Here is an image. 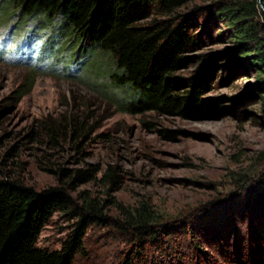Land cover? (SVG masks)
I'll use <instances>...</instances> for the list:
<instances>
[{
  "label": "rangeland",
  "instance_id": "obj_1",
  "mask_svg": "<svg viewBox=\"0 0 264 264\" xmlns=\"http://www.w3.org/2000/svg\"><path fill=\"white\" fill-rule=\"evenodd\" d=\"M51 25L7 17L0 0V178L42 191L60 184L46 169L99 168L96 180L73 188L75 197L88 192L105 218L87 228L83 252L73 264H121L138 250L148 264H264V218L242 216L231 224V216H218L240 192L234 178L262 171L264 120L257 78H229V72L217 71L205 97L219 102L222 112L199 119L130 114L124 110L132 101L130 90L116 88L109 79L113 61L82 43L73 62L76 44L59 21ZM227 47L216 43L192 51L191 64L177 75L211 74L209 65L195 59ZM44 49L50 56L42 59ZM63 117L79 118L88 130L77 142L62 138L55 146L44 129ZM110 168L120 177L116 185L104 178ZM144 202L177 228L183 222L207 227L213 238L201 246L184 228H172L144 249L136 247L114 222L123 218L119 204L132 209ZM77 223L71 215L54 214L38 246L60 250Z\"/></svg>",
  "mask_w": 264,
  "mask_h": 264
},
{
  "label": "trees",
  "instance_id": "obj_2",
  "mask_svg": "<svg viewBox=\"0 0 264 264\" xmlns=\"http://www.w3.org/2000/svg\"><path fill=\"white\" fill-rule=\"evenodd\" d=\"M2 1L7 17L18 15L22 21L37 19L46 26L59 21L60 29L76 44L72 49L73 62L82 43L87 44L90 52L107 55L114 68L109 75L111 84L130 90L132 101L124 108L130 114L199 119L214 111L222 112L219 102L212 103L205 97L212 75L222 70L230 73L229 78H257L255 91L262 102L264 120V12L259 0ZM216 43L228 47L218 55L206 53L195 59L209 65L211 74L201 72L190 78L177 75L191 64L192 51ZM48 52L44 49L42 59L50 56ZM44 130L50 143L58 146L62 138L77 142L88 129L77 117H63L46 124ZM160 133L170 138L176 135L168 131ZM259 159L262 171L253 178L237 175L234 178L237 189L247 191L234 193L222 208L224 212L218 215L231 216L233 220L227 219L231 224L242 216L264 218V152ZM89 167L75 171L46 169L59 177L60 184L42 191L19 180L0 178V264L74 263L76 255L83 252L87 228L93 220L105 219L88 192L74 196V185L96 180L99 168ZM104 178L112 185L120 182L114 168ZM118 209L123 218L114 224L141 249L178 228H184L191 242L201 246L205 239L213 238L207 227L208 232L183 222L177 228V224L166 222L164 216L145 202L132 209L119 204ZM56 213L77 218L76 228L60 250L41 248L40 236ZM133 261L148 264L140 250L121 264Z\"/></svg>",
  "mask_w": 264,
  "mask_h": 264
},
{
  "label": "water",
  "instance_id": "obj_3",
  "mask_svg": "<svg viewBox=\"0 0 264 264\" xmlns=\"http://www.w3.org/2000/svg\"><path fill=\"white\" fill-rule=\"evenodd\" d=\"M259 7L264 12L263 0H259Z\"/></svg>",
  "mask_w": 264,
  "mask_h": 264
}]
</instances>
